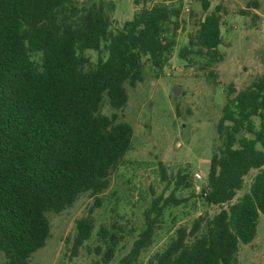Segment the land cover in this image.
Here are the masks:
<instances>
[{"label": "trees", "instance_id": "trees-1", "mask_svg": "<svg viewBox=\"0 0 264 264\" xmlns=\"http://www.w3.org/2000/svg\"><path fill=\"white\" fill-rule=\"evenodd\" d=\"M166 1L148 6L150 0H132L136 12L111 31L101 2L0 0L1 264H28L49 237L46 214H59L80 195L96 197L107 189L132 138L131 127L116 114L127 101L125 86L142 81L143 58L160 70L175 46L181 5ZM197 1L206 13L208 1ZM217 10L194 22L179 59H199L204 68L221 61ZM89 51H102L105 58L91 63ZM224 98L215 126L218 146L204 184L194 194L187 176L177 174L174 191L189 195L153 199L143 228L116 264H134L163 212L188 199L192 212L196 203L219 210L175 228L150 264H236L239 245L254 239L264 215V77L239 91L228 86ZM104 102L109 116L100 114ZM251 170L256 173L247 192L231 203ZM91 211L74 222L71 254L91 236ZM119 239L109 235L91 264H108ZM93 251L100 253L98 247Z\"/></svg>", "mask_w": 264, "mask_h": 264}, {"label": "rangeland", "instance_id": "rangeland-1", "mask_svg": "<svg viewBox=\"0 0 264 264\" xmlns=\"http://www.w3.org/2000/svg\"><path fill=\"white\" fill-rule=\"evenodd\" d=\"M77 1L86 5L101 2L111 31L118 30L136 12L132 0ZM207 1L206 13L201 12L197 0L165 2L181 5L172 53L160 70L153 69L146 58L142 59V81L133 88L125 86L126 104L116 112L118 120L131 127L129 151L110 172L106 190L96 197L82 194L61 213L46 214L49 237L44 247L30 256L28 264H91L100 258L109 235L120 238L108 263L116 264L128 253L143 228V214L153 199L162 201L170 194L189 195L185 190L174 191L177 174L187 176L185 181L193 186L194 194L204 184L211 154L218 146L215 126L228 86L239 91L256 78L264 77V0ZM161 2L150 0L148 6ZM216 7L220 17L218 53L221 61L204 68L199 59H179L178 51L185 45L194 22ZM85 55L91 63L105 58L102 51H89ZM111 113L104 102L100 114L109 116ZM255 173L251 170L246 174L242 188L231 203L247 192ZM195 174L201 175V179L196 180ZM192 203V199H188L185 206L163 212L150 245L134 264H150L151 256L163 250L175 228L188 226L200 214L210 217L219 210L196 203L197 209L192 212ZM90 208L91 236L71 254L74 222L86 216ZM96 247L100 249L99 255L94 254ZM3 261L0 253V264ZM236 264H264V215L258 218L252 242L239 245Z\"/></svg>", "mask_w": 264, "mask_h": 264}, {"label": "built area", "instance_id": "built-area-1", "mask_svg": "<svg viewBox=\"0 0 264 264\" xmlns=\"http://www.w3.org/2000/svg\"><path fill=\"white\" fill-rule=\"evenodd\" d=\"M194 178H195L196 180H200V179H201V175H199V174H195V175H194Z\"/></svg>", "mask_w": 264, "mask_h": 264}]
</instances>
